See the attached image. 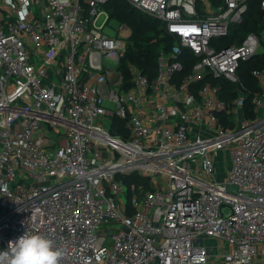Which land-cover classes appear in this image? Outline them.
<instances>
[{
	"label": "built area",
	"instance_id": "built-area-1",
	"mask_svg": "<svg viewBox=\"0 0 264 264\" xmlns=\"http://www.w3.org/2000/svg\"><path fill=\"white\" fill-rule=\"evenodd\" d=\"M124 1L171 38L153 80L129 64L126 83L109 0H0V264L25 233L60 264H255L264 71L253 89L239 69L264 54V23L239 45L247 0Z\"/></svg>",
	"mask_w": 264,
	"mask_h": 264
},
{
	"label": "trees",
	"instance_id": "trees-1",
	"mask_svg": "<svg viewBox=\"0 0 264 264\" xmlns=\"http://www.w3.org/2000/svg\"><path fill=\"white\" fill-rule=\"evenodd\" d=\"M247 1L249 11L243 24L232 30L233 42L239 45L248 34L255 33L260 35L263 31L264 10L261 7V0ZM106 9L110 14L111 20H116L120 25H126L131 29V35L128 39L130 46L121 63L126 83L130 82L129 64L136 65L153 80L156 76L159 50L161 48L169 50L172 46L171 38L164 32L158 21L140 14L128 4L119 3L117 0H109ZM254 70L264 71V54L243 63L239 69L242 81L253 89L256 88V82L252 76ZM221 85L228 88V90H221V97L223 99L231 100L238 96L237 90H234V86L225 83ZM245 110L248 112V117H253L251 112V97H247L246 99ZM116 121L118 122L119 120ZM131 183L132 181L129 182V184Z\"/></svg>",
	"mask_w": 264,
	"mask_h": 264
},
{
	"label": "clouds",
	"instance_id": "clouds-1",
	"mask_svg": "<svg viewBox=\"0 0 264 264\" xmlns=\"http://www.w3.org/2000/svg\"><path fill=\"white\" fill-rule=\"evenodd\" d=\"M9 245V250L3 253L8 264H60L64 255L52 240L39 234L25 233Z\"/></svg>",
	"mask_w": 264,
	"mask_h": 264
},
{
	"label": "rangeland",
	"instance_id": "rangeland-1",
	"mask_svg": "<svg viewBox=\"0 0 264 264\" xmlns=\"http://www.w3.org/2000/svg\"><path fill=\"white\" fill-rule=\"evenodd\" d=\"M117 1L119 3H122V4H127L124 0H117ZM100 22H102V20ZM106 32L110 33L113 36L118 34L121 39H125V40L129 39V37L131 35V29L130 28L122 29V27L120 26V23L116 20H111L109 22ZM112 87H114V86L112 85ZM229 118L234 119L235 116H231ZM218 166H219L220 173L223 176H225L226 170H229V168H230V165L228 164L227 155L225 153L220 154L219 160H218ZM124 198L127 200L126 194L124 195ZM208 244L210 246H213L214 255H219L222 252V246L217 241L209 240ZM215 262H216V264L221 263V261L219 259H216Z\"/></svg>",
	"mask_w": 264,
	"mask_h": 264
},
{
	"label": "crops",
	"instance_id": "crops-1",
	"mask_svg": "<svg viewBox=\"0 0 264 264\" xmlns=\"http://www.w3.org/2000/svg\"><path fill=\"white\" fill-rule=\"evenodd\" d=\"M255 264H264V253L258 255Z\"/></svg>",
	"mask_w": 264,
	"mask_h": 264
}]
</instances>
